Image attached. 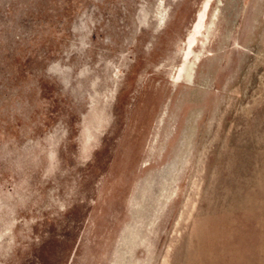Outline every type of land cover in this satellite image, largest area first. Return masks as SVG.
<instances>
[{"label":"rangeland","instance_id":"1","mask_svg":"<svg viewBox=\"0 0 264 264\" xmlns=\"http://www.w3.org/2000/svg\"><path fill=\"white\" fill-rule=\"evenodd\" d=\"M119 1L0 0V264H264V0Z\"/></svg>","mask_w":264,"mask_h":264},{"label":"bare ground","instance_id":"2","mask_svg":"<svg viewBox=\"0 0 264 264\" xmlns=\"http://www.w3.org/2000/svg\"><path fill=\"white\" fill-rule=\"evenodd\" d=\"M113 1L115 3L113 6H116V8H115V10L114 9H111L110 11H115L116 14L119 15V18L118 19H117V15L116 14H115V17L113 18L114 21H115V23L118 24V26H117L116 29H123L125 27V24H126V18L123 16V12H121L120 11V8H119L120 5L123 4V2L122 1H119V0H113ZM125 2L127 3V1H125ZM107 7H108V5H107ZM105 12L106 11H103V14ZM117 20H118V22H117ZM201 20H202V13H200L198 15V18H197L196 22L193 25V34L194 35H199L200 34V29H201V25L200 24H201ZM154 26H155V23H152V25L150 26L151 35H153ZM144 41H145V38L142 35L140 37V39L137 41V43L133 47H131V51H135L136 50V53L140 54V52H142L141 49H142V46L144 45ZM164 46H165V50L167 49V46L169 47V45L167 43H164L162 45H158V48L164 47ZM119 48L120 49H125L126 48V44L121 43L120 46H119ZM125 59H127V58H125Z\"/></svg>","mask_w":264,"mask_h":264}]
</instances>
